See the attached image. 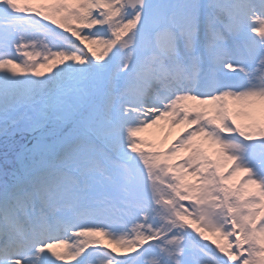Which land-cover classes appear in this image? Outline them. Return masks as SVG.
<instances>
[{"label":"snow or ice","instance_id":"obj_1","mask_svg":"<svg viewBox=\"0 0 264 264\" xmlns=\"http://www.w3.org/2000/svg\"><path fill=\"white\" fill-rule=\"evenodd\" d=\"M0 264H264V0H0Z\"/></svg>","mask_w":264,"mask_h":264},{"label":"rangeland","instance_id":"obj_2","mask_svg":"<svg viewBox=\"0 0 264 264\" xmlns=\"http://www.w3.org/2000/svg\"><path fill=\"white\" fill-rule=\"evenodd\" d=\"M8 3L14 9L27 10L29 7V0H8ZM34 3H39V0H34ZM5 20L8 24L11 25V27L8 29L9 31L25 30V26L18 24L15 18L5 17ZM27 34L32 35L31 30H29ZM36 48H41V45L37 43ZM24 51H35V49L32 48L22 49L21 52L18 53V55L22 56ZM42 60H43V56H40L37 59L29 61L28 63L35 64ZM182 127H183L182 125L169 126L165 124V126L159 128V130H153L151 128L146 129L145 132L142 133L141 135H143L145 139L151 140L156 146H163L168 142L172 141L173 138L181 131ZM243 176H244L243 173H236L228 180V182L236 183Z\"/></svg>","mask_w":264,"mask_h":264},{"label":"bare ground","instance_id":"obj_3","mask_svg":"<svg viewBox=\"0 0 264 264\" xmlns=\"http://www.w3.org/2000/svg\"><path fill=\"white\" fill-rule=\"evenodd\" d=\"M165 122H163V121H161V122H158V125H156V126H153L151 129H153V130H159V128H161V125H162V127L163 126H165Z\"/></svg>","mask_w":264,"mask_h":264}]
</instances>
